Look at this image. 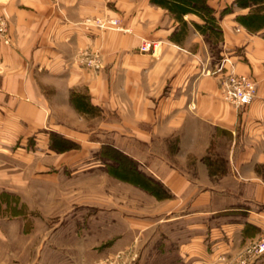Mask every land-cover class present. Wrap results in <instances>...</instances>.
<instances>
[{"label": "crops", "instance_id": "crops-1", "mask_svg": "<svg viewBox=\"0 0 264 264\" xmlns=\"http://www.w3.org/2000/svg\"><path fill=\"white\" fill-rule=\"evenodd\" d=\"M206 5L211 19L152 0H0L10 35L0 43V146L34 136L46 147L56 132L77 146L64 152L74 159L112 147L169 191L157 223L182 264H236L264 234V26L241 22L264 2ZM87 16L117 18L120 29L86 28ZM143 41L157 44L154 54L139 51ZM82 52L101 68L85 69ZM223 57L254 79L244 108L224 101L220 77L207 73ZM2 248L0 263L16 259ZM254 258L246 264H264Z\"/></svg>", "mask_w": 264, "mask_h": 264}, {"label": "rangeland", "instance_id": "rangeland-1", "mask_svg": "<svg viewBox=\"0 0 264 264\" xmlns=\"http://www.w3.org/2000/svg\"><path fill=\"white\" fill-rule=\"evenodd\" d=\"M48 136L46 147L34 136L0 146V246L17 254L0 264H182L157 223L171 195L143 164L109 146L74 159L64 152L77 146ZM244 256L236 264L256 260Z\"/></svg>", "mask_w": 264, "mask_h": 264}, {"label": "built area", "instance_id": "built-area-1", "mask_svg": "<svg viewBox=\"0 0 264 264\" xmlns=\"http://www.w3.org/2000/svg\"><path fill=\"white\" fill-rule=\"evenodd\" d=\"M82 24L88 27H96L99 29H120L119 20L117 18H86ZM10 38L6 31L4 17L0 14V42L8 44ZM157 44L150 41H143L139 46V51L142 53L154 54ZM80 64L87 70L97 71L101 68V62L97 54L84 53L79 59ZM228 59L223 57L213 71L208 74L217 75L219 79V89L221 98L236 107H246L253 102L256 96V84L254 79L245 74L235 73L232 70H227L225 64ZM249 258L264 255V235L258 240L251 243L244 252ZM244 258L240 264H246Z\"/></svg>", "mask_w": 264, "mask_h": 264}, {"label": "trees", "instance_id": "trees-1", "mask_svg": "<svg viewBox=\"0 0 264 264\" xmlns=\"http://www.w3.org/2000/svg\"><path fill=\"white\" fill-rule=\"evenodd\" d=\"M163 8L167 9L169 13L179 16L183 13L194 12L203 17L212 18V10L206 5V0H152ZM264 0H236L238 6H253ZM264 5L255 9L254 13L249 16L242 17L241 22L248 30H256L264 26Z\"/></svg>", "mask_w": 264, "mask_h": 264}]
</instances>
